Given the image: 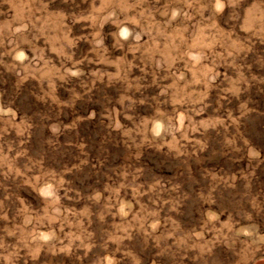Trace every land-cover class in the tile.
I'll return each mask as SVG.
<instances>
[{
    "label": "rangeland",
    "instance_id": "1",
    "mask_svg": "<svg viewBox=\"0 0 264 264\" xmlns=\"http://www.w3.org/2000/svg\"><path fill=\"white\" fill-rule=\"evenodd\" d=\"M0 264H264V0H0Z\"/></svg>",
    "mask_w": 264,
    "mask_h": 264
},
{
    "label": "clouds",
    "instance_id": "2",
    "mask_svg": "<svg viewBox=\"0 0 264 264\" xmlns=\"http://www.w3.org/2000/svg\"><path fill=\"white\" fill-rule=\"evenodd\" d=\"M128 34H129V33H128L127 29H124V30L121 31V35H122L123 37H125V38H127Z\"/></svg>",
    "mask_w": 264,
    "mask_h": 264
}]
</instances>
